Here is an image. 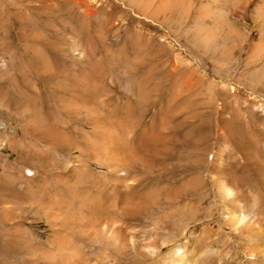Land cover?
Here are the masks:
<instances>
[{
    "label": "rangeland",
    "instance_id": "rangeland-1",
    "mask_svg": "<svg viewBox=\"0 0 264 264\" xmlns=\"http://www.w3.org/2000/svg\"><path fill=\"white\" fill-rule=\"evenodd\" d=\"M0 264H264V0H0Z\"/></svg>",
    "mask_w": 264,
    "mask_h": 264
},
{
    "label": "bare ground",
    "instance_id": "bare-ground-1",
    "mask_svg": "<svg viewBox=\"0 0 264 264\" xmlns=\"http://www.w3.org/2000/svg\"><path fill=\"white\" fill-rule=\"evenodd\" d=\"M152 66H150V67H148L146 70H144V66H143V64H138V63H135V64H132V65H130L127 69H125L124 70V72L127 74V75H129V76H131V77H136V76H138V77H145L146 75H148L149 73H152ZM154 70V69H153ZM130 77V78H131ZM164 76L162 75V79H164L163 78ZM159 88H161V85L159 84V85H157ZM157 86H156V89H158L157 88ZM163 92V91H162ZM163 95H165V93L163 94ZM164 96H162V98H163ZM168 101V100H167ZM168 107V106H167ZM211 119V118H210Z\"/></svg>",
    "mask_w": 264,
    "mask_h": 264
}]
</instances>
